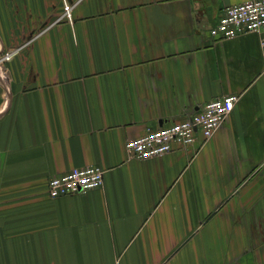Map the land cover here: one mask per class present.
Wrapping results in <instances>:
<instances>
[{
  "label": "crops",
  "instance_id": "0c3cea01",
  "mask_svg": "<svg viewBox=\"0 0 264 264\" xmlns=\"http://www.w3.org/2000/svg\"><path fill=\"white\" fill-rule=\"evenodd\" d=\"M246 1L0 0V264H264V48L209 34ZM229 95L204 145L127 151Z\"/></svg>",
  "mask_w": 264,
  "mask_h": 264
},
{
  "label": "built area",
  "instance_id": "2783aa9c",
  "mask_svg": "<svg viewBox=\"0 0 264 264\" xmlns=\"http://www.w3.org/2000/svg\"><path fill=\"white\" fill-rule=\"evenodd\" d=\"M72 9L73 6L65 1L66 18L71 19ZM249 33L258 34L264 48V0L226 6L209 32L214 40H228ZM4 59L8 57L1 58L0 63ZM238 101L239 96L236 95L216 98L186 119L150 127L141 137L127 141V151L134 158L149 160L168 154L178 147L193 146L199 141L204 145L229 118ZM103 181L102 168L87 166L50 178L48 192L54 198L69 193L88 192L100 188Z\"/></svg>",
  "mask_w": 264,
  "mask_h": 264
}]
</instances>
